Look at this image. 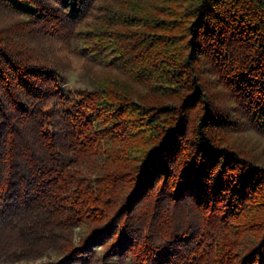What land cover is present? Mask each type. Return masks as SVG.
I'll return each mask as SVG.
<instances>
[{
	"label": "trees",
	"instance_id": "16d2710c",
	"mask_svg": "<svg viewBox=\"0 0 264 264\" xmlns=\"http://www.w3.org/2000/svg\"><path fill=\"white\" fill-rule=\"evenodd\" d=\"M250 132L264 0H0V260L264 264Z\"/></svg>",
	"mask_w": 264,
	"mask_h": 264
},
{
	"label": "rangeland",
	"instance_id": "374dc122",
	"mask_svg": "<svg viewBox=\"0 0 264 264\" xmlns=\"http://www.w3.org/2000/svg\"><path fill=\"white\" fill-rule=\"evenodd\" d=\"M4 21H8L9 18L6 15L2 16ZM54 45L52 46V50L57 53V55L62 59L64 62L65 67H67L66 73V89H76V88H83L89 85V76L87 75L84 65L85 59L70 49H68L62 42L60 41H53ZM250 139H243L242 144L248 145L247 143L253 142L256 140V145L250 144L248 146H256L254 150L255 152L264 160V140L261 138L256 137L251 132L249 134ZM255 142V141H254ZM7 222V219H3L0 217V230L2 226ZM76 235H79V229H76ZM96 251H100V247L96 248ZM55 259V251H51L41 259H38L35 262H28L23 259L14 258L7 261L0 260V264H53ZM114 264H127V261L120 263L118 258H114ZM74 264H81L80 262Z\"/></svg>",
	"mask_w": 264,
	"mask_h": 264
}]
</instances>
